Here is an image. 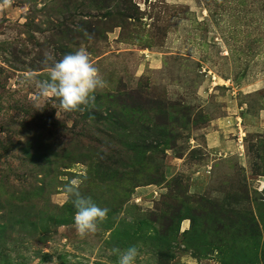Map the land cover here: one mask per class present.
Segmentation results:
<instances>
[{
    "label": "rangeland",
    "instance_id": "1",
    "mask_svg": "<svg viewBox=\"0 0 264 264\" xmlns=\"http://www.w3.org/2000/svg\"><path fill=\"white\" fill-rule=\"evenodd\" d=\"M81 46L107 87L66 112L36 81ZM72 180L109 209L94 234ZM131 246L136 264H264V0L0 8V264H117Z\"/></svg>",
    "mask_w": 264,
    "mask_h": 264
},
{
    "label": "clouds",
    "instance_id": "2",
    "mask_svg": "<svg viewBox=\"0 0 264 264\" xmlns=\"http://www.w3.org/2000/svg\"><path fill=\"white\" fill-rule=\"evenodd\" d=\"M11 0H3L0 8L9 6ZM49 61L52 63L49 65ZM44 63L48 65V79L36 81L42 97H56L60 100V108L66 112L82 110L81 106L95 103V93L107 87L100 70L92 62L86 47L81 46L74 54H66L62 59L56 60L47 54ZM26 79L35 80L34 73H26ZM82 181L72 180L66 191L73 198L72 203L76 209L74 225L81 236L97 231L98 224L108 218L109 209L101 208L95 204L91 197H84L80 190ZM119 253L117 264H136L139 250L131 246ZM52 264H58L54 258Z\"/></svg>",
    "mask_w": 264,
    "mask_h": 264
}]
</instances>
